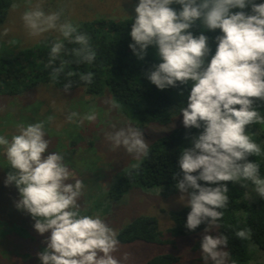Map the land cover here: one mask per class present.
Listing matches in <instances>:
<instances>
[{
  "label": "clouds",
  "instance_id": "clouds-1",
  "mask_svg": "<svg viewBox=\"0 0 264 264\" xmlns=\"http://www.w3.org/2000/svg\"><path fill=\"white\" fill-rule=\"evenodd\" d=\"M45 3L23 0L20 19L31 39L56 34L48 42L44 63L45 69L51 68L50 82L57 83L64 73L69 80L78 75L84 85L93 84L94 71L71 68L95 64L98 52L90 35L66 18L64 5L46 11ZM20 7L12 0L11 10ZM134 13L128 47L141 61L150 48L155 50L157 62L144 76L158 90L177 89L180 96L187 90L179 115L185 129L197 130L186 134L189 144L180 149V172L173 175L179 201L190 209L185 227L195 231L205 226L199 242L204 264H235L226 250L229 237L219 231L229 204L228 184H239L248 199L253 193L264 199L261 165L250 159L264 155V150L253 139L258 133L248 131L251 125H264L256 106L257 101L264 105V0H137ZM194 28L200 31L194 33ZM217 30L214 37L205 34ZM8 33L4 28L2 35ZM9 44L17 46L19 41ZM68 56L75 59L64 58ZM63 87L68 92L72 84ZM111 107H119L115 99ZM77 115L72 112L68 119ZM96 119L92 111L80 123ZM107 139L138 162L150 155L142 129L131 123ZM49 146L43 120L15 123L10 138L0 134L4 186H15L19 198L14 206L31 217L34 230L41 236L49 233L36 253L40 264H129L131 254L122 251L119 232L100 213H86L80 203L84 181L76 178L63 154L49 151ZM132 167L139 169L140 163ZM234 235L248 241L250 249L256 247L250 228H240Z\"/></svg>",
  "mask_w": 264,
  "mask_h": 264
},
{
  "label": "trees",
  "instance_id": "trees-1",
  "mask_svg": "<svg viewBox=\"0 0 264 264\" xmlns=\"http://www.w3.org/2000/svg\"><path fill=\"white\" fill-rule=\"evenodd\" d=\"M11 3V0H0V23L5 20ZM134 15L135 13L126 17L98 16L75 23L79 25L81 31L90 35L98 56L94 65L82 64L77 67L73 64L71 68L73 71L79 72L94 71V83L84 85L78 75L69 80L64 73L60 74L58 82L55 83L64 89V84L71 82L70 89L81 87L84 94L92 96L102 94L106 88H109L117 101L131 108L142 129L152 126H167L169 128L168 132L164 134H156L154 129L151 132L148 131L150 155L137 162L140 163L139 169L131 166L118 177L110 191L117 197L136 184L163 186L166 189L165 194L176 192L173 175L180 172L178 165L180 149L189 144V141L185 139L186 134H193L197 131L185 129L182 124V116L179 115V109L186 102L187 90H185V96L178 95L177 89L173 88L158 90L144 76V72L157 62L155 50L150 48L148 56L141 61L128 47L132 42L129 33ZM193 31L196 33L200 29L194 28ZM205 34L211 38L219 34V31L217 30L216 33L206 32ZM51 39L49 38L38 45L25 47L16 55L0 56V93L20 94L30 90L41 81H50L51 68L45 69L44 63L48 60V42ZM209 42L212 43L211 39ZM72 46L79 47L78 45ZM64 58L75 59L71 56ZM54 66H59V60ZM256 106L260 107L261 114L264 115V105L257 101ZM27 113H30V110ZM36 114L37 112L32 111V115L28 117L37 118ZM174 116H178V120L176 125L172 126ZM17 117L12 116L11 119ZM248 131L258 133L253 135V139L264 150V125H251ZM66 149H61L63 150L62 154ZM72 150L74 154L79 151L77 148ZM80 151L82 154L83 150L80 149ZM69 153L71 154L70 151ZM0 159L1 162L6 163L1 156ZM250 159L260 163L261 174L264 175V155L250 157ZM1 162L0 166L3 165ZM3 167L4 165L0 170V189L6 178V169ZM9 187L11 189L9 194L3 195V191H0V259H9L10 253L18 252V254L20 253L18 257L20 264H30L29 250L32 248L38 250L45 245L35 242L34 221L27 213L16 210L14 201L19 198V195L14 185ZM228 187L229 204L227 208L223 209L224 216L220 222L222 226L219 230L229 237L226 250L230 251L235 264H264V199L257 197L254 193L251 199L246 198V190L239 184L229 182ZM189 211L190 209L183 207L170 212L173 224L169 227L168 233L171 237H164L157 217L142 214L119 230V240L120 242L142 240L165 243L170 239L174 240L172 238L174 235H194L197 241L193 245V249L200 250L199 242L204 235L205 226L201 225L195 231H189L185 227ZM244 227L252 230L251 242L256 245L254 249H250L248 241H241L234 235L236 230ZM211 234L216 235L217 233ZM16 238L22 241L20 243L24 244V249L10 244V241ZM3 240L6 241V244ZM179 257L176 254L166 253L155 256L142 264H173L179 260Z\"/></svg>",
  "mask_w": 264,
  "mask_h": 264
},
{
  "label": "rangeland",
  "instance_id": "rangeland-1",
  "mask_svg": "<svg viewBox=\"0 0 264 264\" xmlns=\"http://www.w3.org/2000/svg\"><path fill=\"white\" fill-rule=\"evenodd\" d=\"M17 2L21 7L15 11L9 7L5 20L0 23V56L16 55L25 47L41 44L56 35L49 33L39 40L29 38L20 19L24 11L23 0H17ZM136 2L137 0H46L44 7L47 11L49 8L56 10L58 5H64L66 18L77 23L98 16H129L134 13ZM4 28L9 29L7 36L2 35ZM12 39L18 40L19 44L10 45L9 41ZM113 99L115 98L109 88H106L102 94L92 96L84 94L81 87L65 92L63 88L50 81H41L20 94L0 93V134L10 138V134L15 132V123L20 120L45 121L46 138L50 140L49 151L55 149L62 153L61 149L67 148L63 154L65 161L69 164L70 170L75 173L76 178L82 179L86 185L80 203L87 214L100 213L102 218L118 232L139 215L155 216L164 237H171L168 233L169 227L173 224L170 212L184 207L179 201L178 189L174 193L165 194L166 189L163 186L136 184L119 197L110 193L118 177L138 161L134 160L122 146L113 148L107 136L129 123L141 128L128 105L115 99L119 107H111ZM28 110L30 113H27ZM32 111L37 112L35 115L37 118L28 117L32 115ZM92 111L97 113V119L93 122L84 121L81 124L82 117ZM72 112L78 115L70 121L68 117ZM10 115L18 117L11 119ZM49 116L53 118L51 121L48 120ZM177 120L178 116H174L172 126L176 125ZM152 129L156 134H164L169 130L167 126L143 128L142 131L148 143L150 142L149 132ZM73 148L79 151L74 154ZM80 149L83 150V155ZM0 156L3 158L2 155ZM1 163L4 167L6 166V163ZM3 165L0 166V170ZM0 191H3L2 194L5 195V193L9 194L11 189L3 184ZM35 234V242L39 244H43L42 241L49 235L45 233L41 236L36 231ZM172 238L174 240L170 239L165 243L142 240L121 242V249L131 254L129 264H142L166 253L180 256L179 260L173 264H204L200 258V250L193 249L197 241L194 235H174ZM3 242L6 244L5 240ZM20 242L22 241L16 238L11 240L10 244L24 249V244ZM42 248L28 249L31 256L30 264L31 262L40 264L36 253ZM19 255L18 252L10 253V258L2 257L0 264H20Z\"/></svg>",
  "mask_w": 264,
  "mask_h": 264
}]
</instances>
